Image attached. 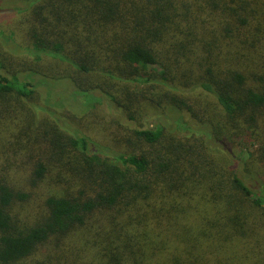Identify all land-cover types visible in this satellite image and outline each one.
Here are the masks:
<instances>
[{
    "label": "trees",
    "instance_id": "1",
    "mask_svg": "<svg viewBox=\"0 0 264 264\" xmlns=\"http://www.w3.org/2000/svg\"><path fill=\"white\" fill-rule=\"evenodd\" d=\"M0 28V264H264V0H0ZM103 106L114 149L80 131Z\"/></svg>",
    "mask_w": 264,
    "mask_h": 264
},
{
    "label": "rangeland",
    "instance_id": "2",
    "mask_svg": "<svg viewBox=\"0 0 264 264\" xmlns=\"http://www.w3.org/2000/svg\"><path fill=\"white\" fill-rule=\"evenodd\" d=\"M0 36H3L1 28H0ZM7 37H9V35ZM47 83L48 84H45L46 87L55 84V81L47 80ZM63 86H64L63 84H61V85L60 84L59 85H55V87H56V93L57 94H54V97L56 99L53 101V103H55V104H57V103L62 104L61 103V99L62 98H72L73 97V90H72V88H70V90H66V88L63 87ZM46 90L47 89H45L44 91H42L41 94H43V95L45 94V99H46L47 96H49L48 97V99H49L51 95L48 92H46ZM81 98H83V97H80L79 103L82 100ZM85 101H86V98H83L81 104L85 103ZM51 106H52V104H51ZM54 107H55V105H54ZM163 107H165V106L163 105ZM56 110L59 111L58 109H56ZM83 110H86V109L83 108ZM98 111L101 112V113H103V114L97 115L95 113L94 114V117H92V116H85V117H83L84 118L83 121H82L83 127L81 126L80 131L83 134H85L87 137H89L92 141H95V142H98V143H102L103 146H106V147H109V148H113L112 145H111V143H110V141L112 139L116 138L114 135L119 132V129H116L113 126H110L108 123L103 122L102 117H106L107 120L112 119V118H110L111 113L108 112L107 106L106 107L105 106L101 107L100 109H98ZM80 115H83V112L82 111H81V114ZM135 147L136 146H129L128 149H132V151H133V149Z\"/></svg>",
    "mask_w": 264,
    "mask_h": 264
}]
</instances>
